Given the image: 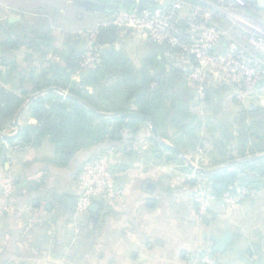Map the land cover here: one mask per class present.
Masks as SVG:
<instances>
[{"label":"crops","instance_id":"1","mask_svg":"<svg viewBox=\"0 0 264 264\" xmlns=\"http://www.w3.org/2000/svg\"><path fill=\"white\" fill-rule=\"evenodd\" d=\"M47 1L101 13L84 5L102 3L92 0H45L44 7L37 4L40 0H4L3 26L22 27L29 16L27 22L33 20L49 32L53 17L58 19L56 26L72 25V18L62 14L63 7L50 6ZM64 44L49 58L50 66L65 68L74 51H83L77 47L79 43L76 47ZM5 71L8 80L10 68ZM47 92L30 98L17 123L6 125L0 133V192L7 182L14 184L12 210L0 218V264H185L189 256L203 251L217 254L220 264H250L244 253L256 242L253 233L257 224L264 227V185L237 209L215 202L206 218L198 214L194 201L197 187L207 184L209 175L235 169L236 161H218L214 146L209 150L213 157L208 165L196 163L204 162L208 153L198 147L178 154L163 146L167 153L177 154L179 166L157 160L151 125L142 118L146 123L139 132L124 131L113 141L67 152L65 160H60L47 138L37 141L31 136L28 144L19 138L23 128L37 125L30 102ZM111 145L121 150L117 181L126 196L99 200L88 212L76 216L81 166ZM196 153L201 156L197 158ZM226 234H232V241L226 251L217 252L218 240Z\"/></svg>","mask_w":264,"mask_h":264},{"label":"rangeland","instance_id":"2","mask_svg":"<svg viewBox=\"0 0 264 264\" xmlns=\"http://www.w3.org/2000/svg\"><path fill=\"white\" fill-rule=\"evenodd\" d=\"M118 1L119 3L114 2L117 8L115 14L113 15H108L105 12L89 13L81 8L73 9L71 7H63V3L61 2L60 4H56L55 1H47L50 6L59 5L61 8L63 7L62 14H65L68 20L72 18V22L74 23H72L73 26L68 25V23L64 24L63 27L58 25L56 26L58 19L52 16L54 15L52 11H48L51 15L50 18L53 17L51 18L52 28H49L51 32L47 39H50V41L45 42L44 40H39L37 42L39 44L38 46L30 45L29 42H26L21 44L18 49L9 51L10 53L8 54L7 49L2 46V42L6 40V36L3 34V29L1 27L3 25L2 5L4 0H0V72L3 74V80L7 81L4 74L8 67L5 66L6 64L4 62L7 60L10 61L11 59H15V61L17 60V65L25 71L24 82L22 85H20L19 81H17L14 84L9 83L6 86H26L29 91H33V86L35 85L30 81V70L36 69L38 75H41V73L48 68V65L51 62V59L49 58L54 55L56 50H62V45L64 43L66 47H76L79 43V46L77 47L83 48V59L79 64V68L76 69L70 77L71 81L69 85L71 86L75 83L76 86H81L85 81L86 86H98L95 90L92 87L88 88L90 90L89 96H91L89 97V100H91L92 103L96 102L97 104L101 100L99 96V86H116L119 82L122 84L121 81H123V76L129 73L132 74L133 77L132 86H142L145 83V86H165L164 88H167V86H181L178 89V95H180L181 99L188 104L190 109L189 112L191 116H195V118L186 119L185 124L187 125V128L185 131L175 132L171 128L159 127L158 130L156 129L158 135L157 138L154 134L152 135L150 133L151 138H153L155 142L153 144L154 156L157 160L172 163L176 166L180 165L181 161H179L180 158L177 154L173 151L167 153L166 150H162V148L164 149L163 145L171 146L181 152L185 150L191 151L195 147H198L199 150L206 148L208 153L204 155L205 158L203 157L202 159L204 162L201 160L196 162L200 164V166L208 165L209 160L212 161L211 157H213V155L220 162L224 157H234L235 159L233 161H236L238 165L249 161L255 162L256 160L263 159L264 151H260V145L256 133L261 130L264 134V75L255 76L257 74L253 73L255 74L253 75L251 73L253 68H248L247 70L250 71V75L252 76L247 78L254 80V83L248 88V90L245 91L233 87L228 81L226 74L218 75V73L213 69L208 70V81H206L205 76H199V78H197L198 76L195 74L192 76V72L190 73L187 67L182 65L183 63L180 64L176 62L169 56L171 53L167 54L164 50H162L163 48L161 49L157 46V44H165L157 43L152 40L149 35L150 33H148L145 26H143L144 24L136 23L131 25V23L127 22L124 24L126 27H118L109 24L112 18L119 14H131L124 11V1ZM171 1L172 0H154L153 4L157 3L160 5L162 2L163 4H169ZM184 1L188 3L186 0ZM191 1H196L198 3L209 2V0ZM44 2L45 0L42 2L40 0L37 4L41 5L44 4ZM136 4L141 7L144 6L139 0L136 1ZM44 6L47 5L44 4L41 7ZM193 6L194 5H190V3L185 4L180 11L181 18H187L191 15V7ZM198 6L203 5L201 4ZM256 7L264 9V0H257ZM144 10L145 9L142 7L136 15H142ZM251 10H253V7H251ZM140 12L142 13L140 14ZM78 15L81 16L80 20L77 18ZM29 17L26 18L24 24L26 25L29 34H31L33 32L32 30L38 29L39 26L35 25L33 20L27 22ZM253 18L264 20L263 17L259 18L258 16H253ZM137 21L142 22L139 19H137ZM229 25L230 23L226 19H222L216 28L230 29ZM238 25L240 26V24ZM99 26H113L117 28L118 38H116L115 42L111 45L95 49L97 34L96 29ZM236 27L238 28V26ZM229 35L233 40L232 42H235L237 45L243 46L248 50L246 53L247 56H254L253 53H259V50L262 51L263 49V42L257 40L249 41L248 36L236 33L235 29L229 30ZM31 36L32 35H30V37ZM34 37L35 36L33 35V38ZM238 50H242V48H238ZM104 51L117 52V55L113 59V61L115 60V69L109 68L107 70L105 69L103 72L90 74V71L93 72L92 70H94L100 63L101 55ZM165 55L167 56L166 59L169 57L170 60H166ZM108 57H106L107 62L111 64L112 61H110ZM89 58L91 59L89 60ZM175 70H182L183 73L175 72ZM184 71L187 73H184ZM47 78H52V76L49 75ZM37 79H39V77ZM87 79L89 83L86 82ZM38 86H44V84L42 83ZM203 86H214L218 89V92L213 91L209 94V96H207L206 100ZM224 88H226L227 91L224 92L220 90ZM60 92L64 96L74 97L73 95H70L68 91L61 90ZM40 93L41 92L31 93L29 95L30 98H34L36 94L39 95ZM118 98L120 100L125 98V96H119ZM26 102H28V100ZM168 104L171 105V100H168ZM25 107L26 106H24V108ZM93 107L91 108L99 114L107 115V117H112L114 115L107 113L105 106L98 105ZM96 116L99 117L101 115L96 114ZM133 136L136 137L137 135L135 134ZM243 139L250 142V145L246 148L247 155L245 158H240L238 153L235 154L236 156H233L231 152L226 153L227 150H234L236 152L241 150ZM152 140L151 143H153ZM223 144H226L228 148L225 150L226 147L224 146L225 153L222 149ZM213 146L216 147L215 151L213 152V155H209V150H211ZM161 152L165 154L164 158L161 157L163 156ZM195 155L196 157L198 156L197 158L201 156L200 154L197 155V153ZM193 161L195 162V159ZM233 174H235V172ZM206 185L207 184L202 182V184L197 187V191L201 189L204 190ZM243 203L244 202L236 203L235 206L229 210L237 209ZM254 205L257 206L258 202L257 204L255 202ZM262 227L261 223L257 224L253 233L254 241L256 240V242L252 245L250 244V248L244 253V257L251 259L250 264H264V227ZM261 231H263V234L260 233ZM250 234H252V232ZM259 234L262 235L261 238Z\"/></svg>","mask_w":264,"mask_h":264},{"label":"trees","instance_id":"3","mask_svg":"<svg viewBox=\"0 0 264 264\" xmlns=\"http://www.w3.org/2000/svg\"><path fill=\"white\" fill-rule=\"evenodd\" d=\"M92 1L119 3L118 0ZM123 1L125 3L124 11L128 13L139 12L142 7L143 9H154L159 5L157 3L153 4L154 0L148 2L139 0L144 5L142 7L136 4L137 0ZM186 1L191 5L202 4L206 6L205 2L198 3L191 0ZM212 1L214 0H209V2ZM248 1H250L252 6H256L257 0ZM259 9L264 11L262 8ZM115 11L107 14L113 15ZM184 24L185 22L181 26L186 28V24ZM1 27L3 29V34L6 36V40L2 42V46L7 49L8 54L10 53L9 51L18 49L21 44L26 42H29L30 45L38 46L39 44L37 42L39 40H44L45 42L50 41V39L47 40L50 35L49 30L41 27L32 30L33 32L31 34L27 31L25 25H22V27L17 25L6 27L2 25ZM117 31L118 29L113 26H99L96 29L95 49L113 44L116 38H118ZM30 35L32 36L30 37ZM33 35L35 36L34 38ZM157 46L161 49L163 48L162 50L167 54L175 52V49L167 44H157ZM83 54V52L74 51L72 56L68 59L67 67L62 68L58 65H49L41 75H38L36 69H31L29 73L30 81L35 85L33 86V91H29L26 86H6L9 83L14 84L17 81L22 85L25 71L17 65L15 59L4 62L6 64L5 66L10 68V75L5 82L3 80V74L0 72V133L6 125L14 124L17 120L26 101L30 100L29 94L50 89L54 90L44 95L37 96L30 102L31 117L36 120L37 125L34 128H23L19 138L23 144L31 142V136L36 137L37 141L42 140V138H47L55 147L57 154L60 156V160H65V156L63 155L67 152L76 153L99 143L113 141L117 135H121L124 131H129L132 134L139 132L140 127L146 123L144 120L140 119L141 116L153 123L157 130L159 127H167L175 132L185 131L187 128L185 124L186 119L195 118V116H191L188 104L178 95V89L181 86H167V88H164L165 86H145L146 83L142 86H132L133 77L130 73L123 76V81H121L122 84L119 82L116 86H99V96L101 100L97 104L105 106L107 113L114 115L134 114L137 115V117L96 116L92 110L78 99L84 101V103L88 104L90 107L98 106L96 102L92 103L91 100H89L91 96H89L90 90L88 89L92 87L95 90L98 86H86L85 81L81 86H76L75 83L71 86L69 85L71 81L70 77L75 70L79 68V64L83 59ZM116 55L117 52L115 51L102 52L100 63L92 70L93 72L90 71V74L103 72L105 69L107 70L109 68L115 69V60L113 61V59ZM106 57L112 61L111 64L107 62ZM166 58L167 56L165 59ZM168 59L170 60L169 57ZM175 72L183 73L182 70H175ZM184 73L187 72L184 71ZM49 75H51L52 78L48 79L47 77ZM36 77H39V79ZM88 79L86 80L87 83H89ZM42 83L44 86H38ZM61 90L68 91L70 95L77 98L64 96L60 94ZM203 90L206 95V100L207 96L213 91L218 92V89L214 86H204ZM220 90L224 92L227 91L226 88ZM119 96H125V98L119 100ZM168 100H171V105L168 104ZM256 135L258 137L260 151H264V148H262L264 147V134L259 130ZM248 145H250V142L243 139L241 150H238V152L227 150L226 144H223L222 149L224 150L226 147V153L231 152L233 156H236L235 154L238 153L240 158H245ZM110 147H115L121 152L116 145H111L108 148ZM224 158H227L229 161L235 159L234 157ZM234 168V176L229 175V170L218 171L208 176L209 181L205 189L215 196L216 201H221L222 195L235 183H238L241 188H245L248 191L243 202L249 199L254 191H258L264 185V158L256 160L255 162L249 161L241 165H235Z\"/></svg>","mask_w":264,"mask_h":264},{"label":"built area","instance_id":"4","mask_svg":"<svg viewBox=\"0 0 264 264\" xmlns=\"http://www.w3.org/2000/svg\"><path fill=\"white\" fill-rule=\"evenodd\" d=\"M205 3L206 6L191 7L192 14L187 18H181L180 11L188 3L184 0H172L169 4L162 2L154 9H145L140 16L136 15L137 12L119 14L109 24L118 27H123L127 22L131 25L144 24L152 40L175 49L169 56L176 62L183 63L192 72V76H205L208 81V70L213 69L218 75L226 74L233 87L242 91L248 90L254 83V80L247 78L252 76L248 68H253L251 73L257 74H253L255 76L264 75V46L259 53H253L254 56H247L248 50L245 47L232 42L229 30L235 29L236 33L248 36L249 41L264 43V20L253 18L258 16L264 19V11L252 6L248 0H214ZM222 19L230 23V29L216 28ZM184 22L186 28L181 26ZM119 167L120 151L115 147L108 148L81 166L76 216L88 212L99 200H120L126 196V190L117 181ZM234 172V169L230 170L229 175L234 176ZM13 193L14 184L9 181L0 192V218L11 212ZM247 194L245 188L235 183L222 195L221 201L226 208L231 209L236 203L243 202ZM194 201L202 218L209 215L212 206L217 202L215 196L206 189L196 191ZM185 264H220V261L217 254L203 251L189 256Z\"/></svg>","mask_w":264,"mask_h":264},{"label":"water","instance_id":"5","mask_svg":"<svg viewBox=\"0 0 264 264\" xmlns=\"http://www.w3.org/2000/svg\"><path fill=\"white\" fill-rule=\"evenodd\" d=\"M84 5L87 7V9H89L90 11H93V12H106V13H112L116 10L117 6L114 4V3H97V2H85ZM12 22L15 21V20H11ZM7 75H8V72L5 71V79L7 78ZM54 89H50L48 90V92H51L53 91ZM81 103H83L84 105H86L90 110H92L95 114H98V115H101V116H106L107 115H102V114H99L97 113L95 110H93L88 104L84 103L83 101H81L80 99H78ZM113 116H134V117H137V115H134V114H115ZM18 118L19 116L17 117V120L15 121L17 123L18 121ZM140 118L144 119L147 121V119L143 116H141ZM148 123L151 125V129H152V132L153 134L155 135V137L157 138L158 135H157V131H156V128L155 126L153 125V123H151L150 121H148ZM164 147L166 148H169L173 151H175L176 153L178 154H181L179 150H177L176 148H173L171 146H168V145H163ZM181 157L183 159H185V157L183 156V154L181 155ZM192 166V165H191ZM199 172L201 173H206L204 172V170L202 169H198ZM232 234H226L224 235L221 239L218 240V246L215 248V250L217 252H224L227 250V248L229 247L231 241H232Z\"/></svg>","mask_w":264,"mask_h":264}]
</instances>
